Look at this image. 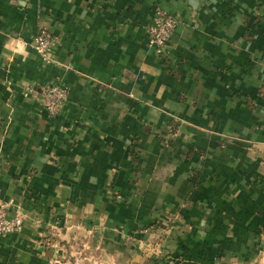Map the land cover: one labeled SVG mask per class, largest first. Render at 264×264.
Returning <instances> with one entry per match:
<instances>
[{"label":"crops","instance_id":"crops-1","mask_svg":"<svg viewBox=\"0 0 264 264\" xmlns=\"http://www.w3.org/2000/svg\"><path fill=\"white\" fill-rule=\"evenodd\" d=\"M0 203V264H264V0H0Z\"/></svg>","mask_w":264,"mask_h":264},{"label":"built area","instance_id":"built-area-1","mask_svg":"<svg viewBox=\"0 0 264 264\" xmlns=\"http://www.w3.org/2000/svg\"><path fill=\"white\" fill-rule=\"evenodd\" d=\"M177 20L165 11H156L151 21L145 25L147 46L154 49L158 54H164L167 42L176 27ZM51 33L46 28H40L33 37V48L44 63L54 62L49 56ZM30 89V88H29ZM42 105L49 114H56L68 97V90L65 86L57 83H50L41 86ZM23 217L20 213L9 216L7 204L0 203V235H6L21 230Z\"/></svg>","mask_w":264,"mask_h":264},{"label":"trees","instance_id":"trees-1","mask_svg":"<svg viewBox=\"0 0 264 264\" xmlns=\"http://www.w3.org/2000/svg\"><path fill=\"white\" fill-rule=\"evenodd\" d=\"M54 83V82H53ZM52 84V83H51Z\"/></svg>","mask_w":264,"mask_h":264}]
</instances>
